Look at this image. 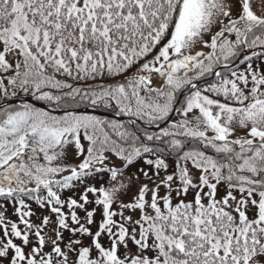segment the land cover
<instances>
[{"label":"snow or ice","instance_id":"1","mask_svg":"<svg viewBox=\"0 0 264 264\" xmlns=\"http://www.w3.org/2000/svg\"><path fill=\"white\" fill-rule=\"evenodd\" d=\"M237 2L0 0V264H264V70L228 67L264 48V12ZM136 158L151 172L125 175Z\"/></svg>","mask_w":264,"mask_h":264},{"label":"rangeland","instance_id":"2","mask_svg":"<svg viewBox=\"0 0 264 264\" xmlns=\"http://www.w3.org/2000/svg\"><path fill=\"white\" fill-rule=\"evenodd\" d=\"M230 3H232L234 5L233 7V16H236L239 11H240V5L239 3L237 2V0H229ZM251 3H252V6H253V10L257 12V14H261L262 12H264V6H262L260 4V0H251ZM227 21H225L226 23ZM219 28V26H215L213 28V32L217 31ZM230 39H234V34L232 36L229 37ZM205 39H210V36L209 35H205ZM246 48V47H245ZM245 48L242 49L241 52H243L244 50L246 51L245 55L243 56V59L234 64V65H231V66H228L231 70H234V71H238V72H241V71H244L247 67V64H248V61H246L244 59L245 56H251L252 57V60H251V63L253 65L254 68H258L260 70H264V63H261V59L258 58L259 57H264V50H254V51H251L249 52L248 50H246ZM195 51H204L205 53L211 51L210 48H205L202 44L201 45H198L195 49H193V54L195 53ZM257 53L258 56H253V53ZM234 60V59H233ZM232 62V61H231ZM153 80H154V83H156L157 85L159 84V78L156 77L155 75L153 76ZM217 82V78L214 77L213 80L209 81V82H206L205 85H202V86H199L201 88L205 87V86H208L209 84H212V83H216ZM21 95H24L23 93H20L18 96H21ZM121 113H124V114H127L126 112H121ZM84 114H87V113H84ZM180 117L176 114L173 118V120H177L179 119ZM105 121H109V120H105ZM111 121V120H110ZM172 121V120H171ZM168 122L164 127H167L169 123ZM121 124V123H120ZM108 126H105V131L108 132V135L110 137V140H115L117 142V146L118 147H123L125 148L126 150L130 151V147L128 144L126 143H122L120 142V140H116V138H119L118 135L116 134V131L115 134L117 137H113V135H111L109 133V129H107ZM110 128V127H109ZM111 129V128H110ZM112 130V129H111ZM120 131H122V129H119ZM99 134V133H98ZM237 135H244V130L242 129H238L237 130ZM103 138V136L101 135V139ZM120 139V138H119ZM81 143L85 146V148H87V146L89 145V141L87 140V138L84 136L83 132L81 133ZM109 158L111 159V161L113 162V164H115L116 166H122L125 162L122 161L119 157L116 156V154L114 152H111L109 151L108 153H106ZM145 158H155L154 156H146ZM167 162L169 163L170 167H169V172H171L173 170V161H172V158H167ZM138 168H146L148 169L150 172H151V169L149 168V166L145 165L144 164V160L141 159V158H136L133 162V164L131 166H129L126 171H125V175H129V174H136L137 173V169ZM163 175V172L161 173ZM105 178H107V175H105ZM141 179H143V177H141ZM74 193L69 191V190H65V192L63 193V196H69V195H73ZM91 195L90 194V198H91ZM191 198V197H189ZM35 208H34V207ZM32 209L34 211L37 210V206L33 203L32 204ZM42 211V210H41ZM8 214L11 215L12 214V209L9 208L8 209ZM41 214L40 211H37V216H39ZM46 214V213H45ZM12 219H16V217L14 215L11 216ZM33 220H36V217H33L32 218ZM38 222V221H37Z\"/></svg>","mask_w":264,"mask_h":264},{"label":"water","instance_id":"3","mask_svg":"<svg viewBox=\"0 0 264 264\" xmlns=\"http://www.w3.org/2000/svg\"><path fill=\"white\" fill-rule=\"evenodd\" d=\"M260 48V47H259ZM246 52V51H245ZM244 53V52H243ZM243 53H241V55L238 57V59L236 60V62L242 57ZM236 62H233V63H229V65H232ZM219 69V68H218ZM217 69V70H218ZM213 76V75H212ZM205 79H208V78H205ZM205 79H200L199 81H197V83H200L202 82L203 80ZM20 101H27V102H30V103H33L37 106H40V107H43V108H46L48 110H50L52 107L49 106L46 102H43V101H38L36 100L35 98H33L31 95H24V96H20V97H17L15 100H13L12 102L15 103V102H20ZM72 111H76V112H93V113H98V114H101V115H107V116H111V117H117L119 119H127V120H139L138 118L134 117V116H131V115H123V114H118V113H114V112H108V111H103V110H100L98 108H93L92 106H83V107H75V108H72L70 109ZM56 113H63V110H56L55 111ZM175 113L172 114V117L171 119L173 118ZM170 121V120H169ZM169 121H166V122H163L161 124V127H163L166 123H168ZM145 126L151 128V129H159L157 128L155 125H149L147 123H144L142 122Z\"/></svg>","mask_w":264,"mask_h":264},{"label":"trees","instance_id":"4","mask_svg":"<svg viewBox=\"0 0 264 264\" xmlns=\"http://www.w3.org/2000/svg\"><path fill=\"white\" fill-rule=\"evenodd\" d=\"M149 59L151 58V56H149L148 57ZM131 71H135V68H133ZM59 78H61V79H67L66 77H59ZM121 79H122V77H121ZM68 82L69 83H73V86L75 87V86H77L76 85V82H74V81H72V80H68ZM99 82V81H98ZM89 83H93V82H91V81H89ZM206 87V86H205ZM47 102V101H46ZM48 103V102H47ZM49 104V103H48ZM85 105H90V104H87V103H84V104H81V105H79V106H85ZM75 107V106H74ZM98 108H101V109H104V110H108V111H117L118 112V110L115 108V107H113V108H104V107H98ZM55 114V113H54ZM57 115H61V114H57ZM95 116H98V117H100L101 119H103V120H111V121H117V122H119V123H121L122 125H124L125 126V129H127L128 131H135V132H137V134H140L141 135V138H142V140H143V136H142V133H143V131L144 130H147V131H149V132H159V130H151V129H149V128H146L145 126H143L140 122H135V124H132L131 122H129V121H125V120H117V119H114V118H110V117H105V116H100V115H96L95 114ZM107 128V127H106ZM107 129H109V133L111 134V135H113V137H117L116 136V134H115V132L113 131V130H111L109 127L107 128ZM122 130H124V129H122ZM116 140L118 141V140H120V142H122V143H124L121 139H119V138H116ZM150 143V142H149ZM166 159H167V157H166ZM34 207V206H33ZM32 207V208H33ZM35 208V207H34Z\"/></svg>","mask_w":264,"mask_h":264}]
</instances>
